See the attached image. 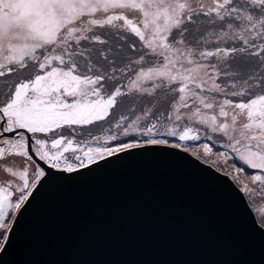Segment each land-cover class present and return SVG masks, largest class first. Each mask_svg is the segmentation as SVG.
<instances>
[{
	"label": "snow or ice",
	"instance_id": "6c2138e0",
	"mask_svg": "<svg viewBox=\"0 0 264 264\" xmlns=\"http://www.w3.org/2000/svg\"><path fill=\"white\" fill-rule=\"evenodd\" d=\"M137 150L264 205V0H0V253L49 182Z\"/></svg>",
	"mask_w": 264,
	"mask_h": 264
},
{
	"label": "water",
	"instance_id": "95a60500",
	"mask_svg": "<svg viewBox=\"0 0 264 264\" xmlns=\"http://www.w3.org/2000/svg\"><path fill=\"white\" fill-rule=\"evenodd\" d=\"M190 159L137 150L49 182L18 217L0 264H264V229L247 202Z\"/></svg>",
	"mask_w": 264,
	"mask_h": 264
},
{
	"label": "rangeland",
	"instance_id": "374dc122",
	"mask_svg": "<svg viewBox=\"0 0 264 264\" xmlns=\"http://www.w3.org/2000/svg\"><path fill=\"white\" fill-rule=\"evenodd\" d=\"M247 202V201H246ZM261 207H264V205L260 204V203H257L255 205H251L249 206V208L251 209V211L253 212L254 214V217L255 219L257 220V223L259 224V209Z\"/></svg>",
	"mask_w": 264,
	"mask_h": 264
},
{
	"label": "bare ground",
	"instance_id": "6f19581e",
	"mask_svg": "<svg viewBox=\"0 0 264 264\" xmlns=\"http://www.w3.org/2000/svg\"><path fill=\"white\" fill-rule=\"evenodd\" d=\"M215 202V201H214ZM219 203V202H218ZM230 222V221H229Z\"/></svg>",
	"mask_w": 264,
	"mask_h": 264
}]
</instances>
